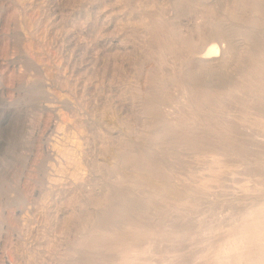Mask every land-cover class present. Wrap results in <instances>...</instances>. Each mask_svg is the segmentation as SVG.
Returning a JSON list of instances; mask_svg holds the SVG:
<instances>
[{
    "label": "rangeland",
    "instance_id": "rangeland-1",
    "mask_svg": "<svg viewBox=\"0 0 264 264\" xmlns=\"http://www.w3.org/2000/svg\"><path fill=\"white\" fill-rule=\"evenodd\" d=\"M0 264H264V0H0Z\"/></svg>",
    "mask_w": 264,
    "mask_h": 264
},
{
    "label": "bare ground",
    "instance_id": "bare-ground-1",
    "mask_svg": "<svg viewBox=\"0 0 264 264\" xmlns=\"http://www.w3.org/2000/svg\"><path fill=\"white\" fill-rule=\"evenodd\" d=\"M212 52H215V53H218V51L216 49H213L212 47H210L208 50H207V55L210 56L212 55Z\"/></svg>",
    "mask_w": 264,
    "mask_h": 264
}]
</instances>
